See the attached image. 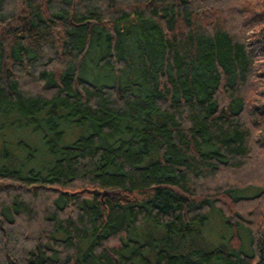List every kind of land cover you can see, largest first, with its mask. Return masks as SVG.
Masks as SVG:
<instances>
[{"label":"trees","instance_id":"obj_1","mask_svg":"<svg viewBox=\"0 0 264 264\" xmlns=\"http://www.w3.org/2000/svg\"><path fill=\"white\" fill-rule=\"evenodd\" d=\"M0 109L52 132L46 168L0 166V264H264V0H0ZM212 209L245 237L150 236Z\"/></svg>","mask_w":264,"mask_h":264},{"label":"rangeland","instance_id":"obj_2","mask_svg":"<svg viewBox=\"0 0 264 264\" xmlns=\"http://www.w3.org/2000/svg\"><path fill=\"white\" fill-rule=\"evenodd\" d=\"M141 33L142 32L139 31V34ZM139 40H141V44L134 46L135 56L133 66L135 70L138 71L139 76H142L143 74H145L143 70L147 66V62H145V59L148 56L150 60L151 48L154 43L152 39L149 38L148 34H142ZM105 50L106 47L101 48L96 54L97 58H95L94 56L95 53L92 52L90 53V56H92V59H97L98 61ZM86 63H88V61ZM97 64L100 70L105 67L99 61L97 62ZM86 69L87 73H92L94 77L93 78L84 75V77L88 80H95L100 78L98 81L100 83L112 80V77L109 76L108 73L106 74L104 72H101L97 68L96 64H88L86 65ZM117 74L118 70L114 69V76ZM29 117V115H25L23 112L17 109H0V166L4 165L12 169H17L23 174H26L31 169L42 170L43 168H46L47 166H49V159L51 158L47 139L50 138L52 132L47 131L49 132L48 136L44 137L43 129L37 128L35 126V123L31 121ZM64 130L65 131L63 139L59 142V145L71 143L84 132V129H82L81 126H78L75 123H70L68 127L64 128ZM253 191L257 192V189L253 188ZM109 194L114 195V193L111 191L109 192ZM240 194L246 196L252 195L248 193V190L243 191ZM162 230L160 232L152 230L150 232L151 238L156 241H161V243L171 239L172 250H175L179 253H186L188 251L196 250H206L222 244H226L228 238H230L235 232L240 235L242 233L243 239L245 237V232H247V230L242 227H239L237 230H233L232 228L228 227L225 220L215 209H212L210 211L206 225L203 228H200V231L195 234H189L184 237L179 235H172L176 237L173 239L172 236H169L167 238L166 232L164 231V229ZM130 237L131 239L136 238L134 233H131ZM140 239L144 240L142 235ZM247 240V247L249 250V236L247 237ZM242 244H244V241L242 242ZM134 250L135 249L131 247V251Z\"/></svg>","mask_w":264,"mask_h":264}]
</instances>
